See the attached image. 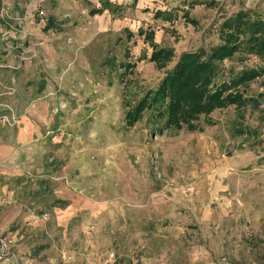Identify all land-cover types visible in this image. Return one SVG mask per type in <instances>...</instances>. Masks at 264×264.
<instances>
[{
    "label": "rangeland",
    "instance_id": "1",
    "mask_svg": "<svg viewBox=\"0 0 264 264\" xmlns=\"http://www.w3.org/2000/svg\"><path fill=\"white\" fill-rule=\"evenodd\" d=\"M38 1L0 2L1 18L9 19V10L13 15L10 18L18 32L11 35L24 44L27 58H35L24 71H18L22 97L10 103L19 119L14 127L0 124V138L19 137L18 129L24 126L20 114L36 103L22 98L34 96L33 90L43 78L51 77L54 84L50 87L59 85L61 89L76 81L68 89L77 97L69 101L72 108L62 113L79 115L87 107L88 116L77 128L74 118L61 121L65 104L54 89L59 98L50 110L51 129L43 130L33 150L22 153L33 161L24 166H0L22 171L31 179H25L24 185L14 181L13 188H25L35 195L34 207H42L37 209L38 216L51 234L48 239L47 233L41 232L30 241V262L22 263L264 264V98H259L261 110L249 108L240 120L235 108L217 111L212 116L214 125L204 132L154 133L162 124H148L147 117L128 128L125 103L136 102V93L157 88L165 74L148 60L139 61L143 53L151 55L139 37L118 41L114 56L117 66L127 61L119 54L127 46L132 53L130 61L137 64L134 76L118 67L105 72L100 66L108 56L109 32L121 35L127 28L135 33L140 28L154 30L158 44L175 49L172 67L183 52L219 43L220 25L239 10L264 16V0H202L205 4L190 9L197 26L185 22L183 10L198 0H138L137 10L129 7L124 19L113 21L108 14L93 19L86 18L85 11V16H80L83 6L79 2L56 0L46 6L45 13L69 25L78 18L79 23L75 21L73 26L79 25V32L69 26L63 34L53 31L44 48L40 41L46 34L34 16ZM119 1L126 4L130 0ZM157 10L172 11V21L154 19ZM63 36L70 38L71 45L56 48V43L62 42L58 37ZM92 42L97 47L93 55L88 47ZM4 44L0 35V53ZM257 64L258 59L234 63L237 69ZM58 65L59 74L55 73ZM10 71L13 69L8 68L3 77L8 79ZM121 73L127 78V88L126 82L116 86ZM64 79L65 86L61 84ZM252 89V96L264 95V81L253 84ZM54 123L58 124L53 130ZM57 203L63 204L55 207ZM48 253L55 261L48 260Z\"/></svg>",
    "mask_w": 264,
    "mask_h": 264
},
{
    "label": "trees",
    "instance_id": "2",
    "mask_svg": "<svg viewBox=\"0 0 264 264\" xmlns=\"http://www.w3.org/2000/svg\"><path fill=\"white\" fill-rule=\"evenodd\" d=\"M55 1L47 2L39 0L36 3L37 12L34 16L37 18V21L40 22L39 29H42V31L45 32L44 34H46L43 42L40 41L41 48L45 47L44 43L49 36L54 34L53 31L62 32L61 34H63L65 33L66 27L68 28L69 26L75 33L79 32V28H76L79 27V25L73 26L75 21L79 23L78 18L72 19L73 24L69 25L70 23H66L64 19L59 22L55 16L45 13L46 6L56 3ZM69 1L72 2V0ZM132 1L133 3H131ZM77 2L83 6V13L80 16L84 17V12L86 11V18L93 17V19L108 14L111 21L115 19L120 20L124 19V14L129 7H134L136 10L138 9L136 6L138 5V0H130L126 4L119 0H95V2L91 0H73V4ZM204 2L205 1L198 0L192 3L187 10H183V18L187 24H191L192 26L198 25L197 21L191 19L190 9L197 5L205 4ZM209 4L213 6L214 3L210 2ZM92 5L93 7H91ZM7 12V18L9 19H2L0 17V28L2 27L4 30L0 32L1 40L6 43L0 53V77L2 74L6 73L8 67H15L17 69L14 68L12 72H9L8 79L3 77L4 75L2 76L3 78L1 77L0 84L2 83V87L0 92L5 93L6 88H13L15 94L12 96H3L0 102L11 105L10 102L12 99L14 100L15 97H18L19 100V98L22 97L18 82L20 77L18 76L19 72L24 71L25 69L23 68L29 67L28 62L35 58L31 60L27 58V56H25L27 50L24 48V44L17 41L16 37L11 35L12 33H17L18 30L15 27L13 18H10L13 16L11 11L9 10ZM172 17V11L157 10L154 13V19L163 22H171ZM218 33L219 43L209 48H200L196 52H183L179 56L176 64L170 67L169 65L173 63L175 59V49L162 47L158 44L155 41L154 30H144L140 28L137 33H135L127 28L124 31L122 30L121 35L109 32V40L106 42L108 56L100 62V66H102V69H105V72L108 70L113 71L118 67V69H121L120 72L123 71L125 74L130 75V77L135 75L134 71L137 64L136 62L130 61L132 59V53L127 46L124 48V51L119 53L124 55L127 61H122V63L117 66L114 56L115 50H117V46L120 44L118 41L125 39L126 43L139 37L143 38L144 43L147 44L151 50L150 57H148L146 53H143L139 61L148 60L150 63L154 64L159 71H163L165 74L157 88H148L146 91L136 93L138 98L136 102L134 101L135 103L133 100L125 103V122L128 128H133L147 117L146 123L148 124H156L158 122L162 124L161 127H155L154 133L160 132L161 134L163 131L173 133H179L181 131L190 133L204 132L206 128L214 125L212 116L217 111L235 108L238 113L237 119L240 120L244 118L242 112L249 108H251L252 111L261 110L260 99H263L264 95L258 94L257 97L252 96L251 90H253V84L260 80L264 81V16L258 11L239 10L224 19ZM58 39L62 42L56 43V48L60 47V45H71L72 41L67 36L58 37ZM95 44V42H92V44L88 45L92 55L97 48H94ZM54 50V47L50 49L51 52ZM38 54L39 51H37L34 56ZM248 59H258L259 64L252 67L244 66L242 69H237V67H235L234 63L241 64ZM228 63H232L233 65L231 67L227 66ZM59 67L58 65L55 70L57 74H59L57 70ZM16 76H18V78L15 80ZM117 78V87H120V84L125 83L127 80V78L124 79L123 73L119 74ZM43 79H41L38 87L33 90L34 96L31 94L30 97H23V102L39 99L48 101L49 98L53 97L54 101L51 102L52 107L53 103L61 97L60 102L65 104L61 113L71 109L72 106L69 101L76 98L77 94L73 89L68 88H71L76 81L68 82L70 84L69 87L67 89L65 87L61 89L59 85H55L53 88L50 87L54 84L51 81V77L45 78V80ZM61 84L65 86L66 80L64 79L61 81ZM125 84L127 88V82ZM132 85L136 88H141V85L135 84L134 82ZM54 89H56V93H60L59 97L53 92ZM25 94L28 93L26 92ZM86 110H88L87 107H84L79 115H76L77 112L72 113L70 116H65V114L62 113L63 116L61 121L66 123V121L74 118L76 122L75 128H77V125L82 123V119L88 116ZM16 113L17 119H19V113L17 111ZM56 120L57 119L54 118L55 122ZM55 124L57 125L58 123H54L53 130L55 129ZM64 205L66 206V203Z\"/></svg>",
    "mask_w": 264,
    "mask_h": 264
},
{
    "label": "crops",
    "instance_id": "3",
    "mask_svg": "<svg viewBox=\"0 0 264 264\" xmlns=\"http://www.w3.org/2000/svg\"><path fill=\"white\" fill-rule=\"evenodd\" d=\"M32 101H36V103L30 108L28 106L23 115L20 114L24 126L18 129L17 135L19 134V137L14 139L9 135L8 140L0 138V166L8 163H18V165L24 166V163H28L27 161L31 160V157L27 155L24 157L22 153L27 154L29 149L33 150L43 130H47V127L51 125L52 121L49 119L51 102L54 101L53 97L49 98L48 101L41 99ZM9 169L0 167V234L12 242V250L22 261L30 262L29 257H27L32 255V252L29 251L30 248L28 249L32 246L30 241L39 238L41 232H46L48 239L51 238V234H48L47 224L38 216V207H34L37 205L33 204L35 195L31 192L28 193L25 188H22V191L13 188L14 181H20L24 185L27 183L25 179L32 182L31 179L29 180V177L22 171ZM58 204L55 207L62 206V204ZM47 243L51 244L50 241ZM48 260L50 262L55 261L52 256Z\"/></svg>",
    "mask_w": 264,
    "mask_h": 264
},
{
    "label": "built area",
    "instance_id": "4",
    "mask_svg": "<svg viewBox=\"0 0 264 264\" xmlns=\"http://www.w3.org/2000/svg\"><path fill=\"white\" fill-rule=\"evenodd\" d=\"M47 2H53L55 0H44ZM13 69L15 67H8ZM17 69V68H15ZM15 94L13 88H6L5 93L0 94V99L5 96H12ZM0 124L4 127H14L17 124V113L15 109L7 103L0 102ZM3 110V111H2ZM12 242L0 234V263L2 264H21L23 261L12 250ZM22 264H28L24 262Z\"/></svg>",
    "mask_w": 264,
    "mask_h": 264
}]
</instances>
